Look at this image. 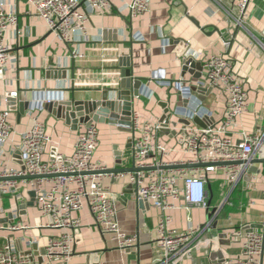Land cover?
<instances>
[{
	"label": "crops",
	"instance_id": "1",
	"mask_svg": "<svg viewBox=\"0 0 264 264\" xmlns=\"http://www.w3.org/2000/svg\"><path fill=\"white\" fill-rule=\"evenodd\" d=\"M149 2L147 12L133 17L121 1L115 0L110 11H97L90 16L86 40L77 33L76 39L67 43L48 28L28 0H0V9L18 16V24L5 34L11 59L5 74L0 75V110L11 111L14 127L12 139L5 147L6 163L13 168L22 167L18 147L22 133L32 127L34 117L46 125L52 138L45 160L58 153L71 155L86 124L72 121L68 113L65 116L60 105L49 110L43 103L117 101L118 92L123 91L121 72L127 68L132 69L133 77L145 79L143 90L134 97L132 105V113H138L142 121L160 122L163 105L167 103L173 113L178 111L171 121L188 119L196 127L219 123L227 108L221 89L214 88L203 95L195 91L185 103L184 95L174 86L175 81H182L195 89L200 78L206 79L204 63L213 54L232 59L234 71L248 93V109L229 134L238 140L241 131L264 129V0L249 1L243 26L230 17L231 2H226L225 8L214 0ZM185 59L190 62L187 68ZM205 85L209 86L208 82ZM129 93L126 90L125 97ZM9 96L17 102L15 110L9 104ZM110 119L97 123L99 144L94 160L112 169L132 167L133 131ZM184 124H171L170 131L161 132V141L169 150L164 156L167 163L193 160L191 153L177 145L176 131ZM256 157H264V150ZM257 166L260 174L249 172L254 167L250 165L234 187L227 181L226 170L212 174L209 209L189 207L184 196H180L171 199L172 207L163 211L138 198L128 175H107L104 182L115 195L121 229L135 235L137 241L132 248H120L117 238L98 228L86 205L75 213L81 226L69 230L74 236L75 251L71 264H162L157 227L165 212L172 216L170 226L174 229L187 230L212 222L200 236L202 243L194 249V257L179 264H240L242 244L232 233L264 222V165ZM17 186L22 197L3 198L0 225L23 223L29 227L13 232L0 229V244L4 236L12 237L19 249L31 252L39 263L47 239L66 229L42 227L45 219L36 203L29 205L33 202L32 190L22 180ZM12 211H17L16 216ZM27 240L33 241L32 246L26 244ZM43 262L44 259L39 264Z\"/></svg>",
	"mask_w": 264,
	"mask_h": 264
},
{
	"label": "built area",
	"instance_id": "2",
	"mask_svg": "<svg viewBox=\"0 0 264 264\" xmlns=\"http://www.w3.org/2000/svg\"><path fill=\"white\" fill-rule=\"evenodd\" d=\"M36 13L65 42L71 43L80 33L86 40L87 23L90 16L97 12L110 11L115 0H28ZM131 16L147 12L149 0H119ZM225 8L226 2L232 3L228 13L238 25L244 19L250 0H214ZM235 9V10H234ZM237 11V13H235ZM18 24V16L0 9V75H4L10 63V46L5 42L6 32ZM206 82L213 88L221 89L227 100L224 118L216 124L196 127L190 124L177 129V145L193 155L188 163L203 164L193 168L164 169L174 163L164 161L168 148L161 141L162 130H171L170 125L161 122L142 121L138 113L131 115L133 131L132 147L134 165L137 172L105 174L97 171L106 167L95 161L99 144V128L96 122L86 125L78 136L71 155L58 153L51 160H45L51 136L46 125L34 117L31 128L22 133L18 147L21 168H13L4 160L5 147L11 141L14 127L10 121L11 111L0 110V210L6 195L22 197L18 182L22 180L35 191V203L46 228L66 229L60 235L47 239L43 259L44 264H71L74 256V236L69 231L81 226L75 213L86 205L94 217L98 228L105 234L118 239L122 249L132 248L137 241L135 235L122 231L114 193L104 182L107 175L121 178L125 175L136 186L140 200H148L153 205L167 211L172 207L171 199L184 196L189 207L210 208L211 175L220 169L226 170L227 181L234 187L242 179L247 167L231 164L254 158L264 150V129L252 133L241 131L239 139L229 134L238 118L248 109L249 99L243 80L235 73L232 59L223 54H213L206 58ZM0 76V77H1ZM174 86L183 95L191 94V87L175 81ZM160 155V157H158ZM158 157V158H157ZM153 159V160H151ZM150 168V169H149ZM148 169V170H147ZM27 176H38L34 179ZM21 177V179H14ZM16 216L17 211H12ZM172 216L165 212L157 227V244L163 252L162 264H179L186 258L194 257V249L202 243L200 236L212 224L190 227L187 230L170 226ZM23 223L1 224L0 229L13 232L26 229ZM232 235L242 244L240 264H262L264 236L259 228H239ZM0 244V264H39L29 251L19 249L16 241L4 236ZM30 247L32 240H27Z\"/></svg>",
	"mask_w": 264,
	"mask_h": 264
},
{
	"label": "water",
	"instance_id": "3",
	"mask_svg": "<svg viewBox=\"0 0 264 264\" xmlns=\"http://www.w3.org/2000/svg\"><path fill=\"white\" fill-rule=\"evenodd\" d=\"M189 59H185L184 63L186 68L189 66L190 62ZM122 75V81H121V89L123 91H119L117 94V101H96V103L91 104H84V103H76L75 100L72 101H49L46 103H43V107L49 110H53L54 107H59V105L62 108V112L68 117L74 121V122H81L85 123L86 125L91 122L101 123L106 120L107 117H110L111 122L115 124H122V126H125L123 128H127L128 130L132 131L131 128V115H132V105H133V99L134 97L140 96L142 90H143V84L145 82V79L143 78H135L133 77V72L131 68L124 69L121 72ZM206 79L200 78L199 83L195 89L191 90V94L193 92H197L200 95L203 94H210L214 88L211 86H206ZM126 90H130L129 97H125ZM124 92V93H123ZM188 95H184L183 101L186 103L188 101ZM203 99V97H201ZM9 104H11V108L13 110L16 109V100L11 99L10 96L8 97ZM201 99V100H202ZM164 115L160 119V122L164 126L173 125L174 127L177 126L179 122L190 124V121L188 119H179L178 121H171V118L174 115L178 114V111H175L173 113L170 108L167 106V103H164ZM180 113V112H179ZM131 147H132V140H131ZM121 163V162H120ZM231 164L235 165H242L245 167H248L250 165H253L251 169H249V172L251 173H261V169L257 166L258 164L264 165V157H256L251 158L249 160L245 161H236L232 162ZM197 166H204L203 164H194V163H174L172 165L164 167V169H177V168H193ZM150 169V168H149ZM140 168H137L134 164L132 167H121V168H105L103 170L97 171L99 173H105V174H117V173H127V172H137L140 171ZM148 170V169H147ZM250 174V173H249ZM38 176H27L25 178L34 179ZM14 179H21V177H15ZM35 191L31 192V196L33 198V202L29 205H33L35 203ZM146 204H149L150 202L148 200H143ZM12 217V216H11ZM262 228L263 229V236H264V222L261 225H252L250 227H246L249 230L252 228ZM264 256V252H263ZM43 258L39 257V263H42ZM262 264H264V260L262 258Z\"/></svg>",
	"mask_w": 264,
	"mask_h": 264
}]
</instances>
